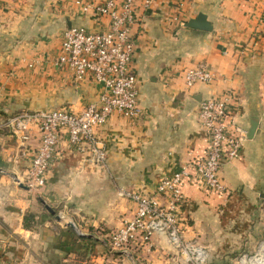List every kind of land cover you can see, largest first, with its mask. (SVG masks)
I'll return each instance as SVG.
<instances>
[{
  "label": "crops",
  "instance_id": "1",
  "mask_svg": "<svg viewBox=\"0 0 264 264\" xmlns=\"http://www.w3.org/2000/svg\"><path fill=\"white\" fill-rule=\"evenodd\" d=\"M78 1L106 0H0V124L25 112L80 111L100 98L101 84L76 80L54 64L64 29L109 27L108 18L83 12ZM144 1L135 3L133 25L141 117L116 112L97 127L108 154L105 167L73 147L63 131L46 184L33 194L20 183L39 145L38 124L29 125L25 144L0 127V168L20 181L0 173V264H134L111 251L107 238L134 213L120 189L153 192L161 178L185 165L187 200L178 212L184 237L207 249L209 264L264 255V0H153L149 7ZM200 12L211 31L185 25ZM201 63L213 78L187 87L185 71ZM222 96L229 97L230 118L246 131L239 157L221 167L224 195L209 190L193 164L208 146L200 103ZM253 119L258 127L248 138ZM45 204L62 207L97 238L79 236ZM27 213L35 216L31 229L24 227ZM129 252L139 264H190L163 234L153 237L150 252Z\"/></svg>",
  "mask_w": 264,
  "mask_h": 264
},
{
  "label": "built area",
  "instance_id": "2",
  "mask_svg": "<svg viewBox=\"0 0 264 264\" xmlns=\"http://www.w3.org/2000/svg\"><path fill=\"white\" fill-rule=\"evenodd\" d=\"M136 1H78L83 12L97 18H108L109 27L92 32L83 25H73L63 30L60 53L54 64L69 70L76 80H93L101 84L104 91L97 101L80 111L62 108L25 112L8 117L0 124L1 128L10 129L21 144L30 139L29 125L32 122L38 124L39 145L24 179L30 191L45 186L63 131L73 147L82 153L89 152L96 163L105 167L108 154L97 137V127L107 123L116 112L132 120L141 117L139 80L132 68L136 49L133 32ZM152 1L145 0V6H151ZM184 76L187 87H192L196 83L210 81L214 75L205 63H201L187 69ZM228 103V96L201 101L198 118L208 146L206 153L193 163L207 188L221 195L228 193V187L220 176L221 167L225 160L239 157L246 138L245 129L230 118ZM188 175V166L185 165L161 178L153 192L122 187L119 194L133 202L134 213L119 228L109 232L110 250L125 252L142 249L150 252L153 237L163 234L190 264H209L207 249L184 237L178 219V212L187 200L181 181ZM240 264H264V255L243 256Z\"/></svg>",
  "mask_w": 264,
  "mask_h": 264
},
{
  "label": "water",
  "instance_id": "3",
  "mask_svg": "<svg viewBox=\"0 0 264 264\" xmlns=\"http://www.w3.org/2000/svg\"><path fill=\"white\" fill-rule=\"evenodd\" d=\"M185 25L188 26V27H191V28H196V29L205 30V31H211L212 28H213L211 22L207 19V15H206L205 13H203V12H200V13L197 15L196 18H192V19H190ZM257 127H258V121H257V119H253V120L251 121V127H250V129L248 130V134H247V137H248V138H253V136L255 135V132H256V130H257ZM1 171H3V172H5V173L9 174V175L12 176L13 178H15V180H16L17 182L20 183L19 178H18L15 174H13L12 172H10L9 170L2 168ZM20 185H21V187H25V188H27L23 183H20ZM262 197H264V194L262 195ZM47 209H48L52 214H55V213H54V210H53L50 206L47 205ZM58 218H59V217H58ZM68 225H69L70 227H72L73 229L76 230V227H75V224H74V223L69 222ZM78 235H79V236H82V237H89V238L94 237V238H97V235H94V234H86V233H82V232H79V231H78ZM123 253H125L126 255H128V257H130V258L133 260L134 264H139V263L133 258V256L130 254L129 251H125V252H123Z\"/></svg>",
  "mask_w": 264,
  "mask_h": 264
},
{
  "label": "rangeland",
  "instance_id": "4",
  "mask_svg": "<svg viewBox=\"0 0 264 264\" xmlns=\"http://www.w3.org/2000/svg\"><path fill=\"white\" fill-rule=\"evenodd\" d=\"M0 173H1V174H2V173L4 174L5 172L1 171V168H0ZM6 174H7V173H6ZM8 175H9V174H8ZM10 177H11L15 182H17V181L15 180V178H13L12 176H10ZM17 183H18V182H17ZM34 192H36V191H32L33 194H35ZM47 205H48V204H45V206H44V207H45V210H46L49 214L53 215L54 218H56L57 220L61 221V222L64 223V224H67V225H68L69 222H72V223L75 224V227H76V230L73 229V230L75 231V233L78 234V231L84 233L83 228H82L80 225L76 224V223H77L76 220L70 218V217L66 214V212L64 213V211L61 210V209H63L62 207H59L58 209H56V208L50 206V207L54 210V213H55V214H52V213L47 209ZM48 206H49V205H48ZM65 211H66V210H65ZM58 217H59V218H58ZM92 232L95 233L96 231L93 230ZM94 235H97V234L95 233ZM252 256H253V255H252Z\"/></svg>",
  "mask_w": 264,
  "mask_h": 264
},
{
  "label": "trees",
  "instance_id": "5",
  "mask_svg": "<svg viewBox=\"0 0 264 264\" xmlns=\"http://www.w3.org/2000/svg\"><path fill=\"white\" fill-rule=\"evenodd\" d=\"M34 220H35V216L33 213L25 214L24 227L27 229H31L33 227Z\"/></svg>",
  "mask_w": 264,
  "mask_h": 264
}]
</instances>
